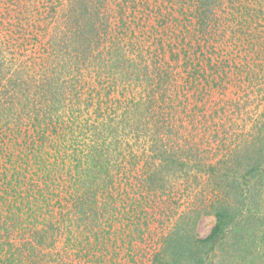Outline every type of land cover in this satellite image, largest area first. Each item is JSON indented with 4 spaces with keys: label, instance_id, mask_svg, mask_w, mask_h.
<instances>
[{
    "label": "trees",
    "instance_id": "16d2710c",
    "mask_svg": "<svg viewBox=\"0 0 264 264\" xmlns=\"http://www.w3.org/2000/svg\"><path fill=\"white\" fill-rule=\"evenodd\" d=\"M63 1L68 0H0V238L24 240L12 250L6 246L13 242L0 241V264H78L59 258L52 243L65 232L69 245L63 249L70 250L68 255L108 264L101 259L109 244H123V234L129 240L133 229L140 233V196L147 206L155 202L149 194L172 190L163 179L159 184L153 177L169 166L170 157L178 160V172L171 176L180 178L195 170L207 177L234 175L233 183L242 178L237 186L244 199L254 187L250 181L264 185V149L252 152L246 163L235 165L233 160L244 146L252 145L254 135L224 144V132L220 142L213 140L223 147L224 160L193 168L179 156L195 153L193 157L204 161L201 152L207 141L202 147V126L196 119L176 123L183 114L192 116L190 110L209 98L211 82L224 83L218 85L223 89L235 86L233 94L239 89L247 94L256 87L264 98V0H187L182 11L189 25L179 31L182 45L176 51L160 37L173 29L174 17L159 3L140 0L139 23L128 15L110 19L103 0H69L62 6ZM173 1L178 2L171 0L172 6ZM151 19L157 21L156 27ZM136 28L143 40L156 42V47L147 46L148 54L137 57L136 49L127 46L121 51L125 43L116 46L114 40L117 33ZM165 44L171 57L184 53L188 66L184 69L194 89L192 94L184 91V101L177 104L167 94L169 70L159 64L151 70L148 66L158 53L155 48L163 52L160 61L166 62ZM142 85L147 92L140 91ZM225 101L226 107L217 104L213 120L221 115L224 121L226 112L235 115L239 110V102ZM263 122L253 123L260 124L259 132ZM23 181L51 186L53 191L61 185L63 196L52 202L46 196L38 198L40 186L30 192ZM222 186L216 182L215 191L225 192ZM216 201L209 233L191 237L185 223L176 221L165 239L168 244L159 250L161 261L169 250L182 254L185 245L187 264H219L210 254L226 241L229 231L237 230V218L253 207L249 202L242 209L226 199ZM51 205L63 212H52ZM191 206L189 216L200 211ZM191 217L194 222L196 216ZM113 252L121 254L118 248Z\"/></svg>",
    "mask_w": 264,
    "mask_h": 264
},
{
    "label": "rangeland",
    "instance_id": "374dc122",
    "mask_svg": "<svg viewBox=\"0 0 264 264\" xmlns=\"http://www.w3.org/2000/svg\"><path fill=\"white\" fill-rule=\"evenodd\" d=\"M103 1H105L103 3L105 5L104 12L105 14L110 16V19L113 18L114 20H118L120 15H128V19L135 17L136 21L140 23V0L132 1V3L129 2V0ZM68 2L69 0L63 1L61 4L62 6H67ZM151 2L153 4L155 3L156 6H159V3L161 6L160 9L162 10L167 7L169 10V17H174V26L171 27L173 29L166 34L160 33V37L164 40L167 39L172 44H174V51L178 50L182 45L179 31L182 30L185 26L189 25L188 18L182 11L186 8L187 0H178V2L173 1V6L170 4L171 0H151ZM184 15L186 17H184ZM151 23H153L152 25L155 27L158 24L156 20L152 19ZM113 34L114 32L111 33V35ZM111 35L110 40H112ZM142 36L143 34H140V28H136L134 32H129V30H127V34L117 33V36H114V40H116L115 45L122 46L125 43V45L121 47V51L125 50L127 46L132 49H136L133 53V56H136L137 54H140L141 56L142 53L148 54V51L146 50L148 48L147 46H150V48H152L153 46L156 47L154 45L156 42L152 43L151 39L143 40ZM156 50L158 53L153 54L154 60H150L148 64L149 70H151L153 67H156L158 64L161 65V67L163 66V68L166 67L165 69L169 70L170 72V80L168 81V83H166L167 94L169 91L170 95L175 97L174 104L184 101L183 92L188 91V94H192V92L194 91L193 88H190V83L186 74L187 70L184 69L188 68V66H185L183 62L184 53L181 52L179 58L175 56L171 57L170 51L169 49H167V45L165 44L163 46V50L166 54V62L163 63L159 58V54L163 52L155 48L154 51ZM150 52L153 53V50H151ZM156 56L157 58L155 59ZM135 66L138 67L137 65H134L133 67ZM174 84H176V87L173 86ZM219 84L224 85V83H218V85ZM218 85L214 82L210 83L211 92H208L207 94L209 98L204 99L198 108H193L192 110H190V114L192 116L187 118V116L183 114L182 116L180 115L181 117L176 120V123L181 122L182 124L184 122H187L188 124H191V122H194L196 119L199 120L198 124L202 126L200 134L202 137L201 142L204 143L201 146L203 147L207 141V144L205 146L206 149L201 152L204 156V161L199 160L198 157H193L195 153H188L190 157L193 155L190 160L188 158V154L186 153L184 154V156L182 155V153L179 156V158L185 160L184 163L188 164V166L192 165L193 168L198 167V163L200 164L205 161L208 162V164H213L218 163V160L220 159V164L221 161L224 160L225 156H222L223 147H221L220 144L218 147L215 143H213V140H217L220 142L219 137L220 135L224 136V132L227 133V140H224V144H228V142H230V144H233L235 142L234 139H241L245 138L246 136L247 138H249V136L252 135L255 136V140L252 142V145L244 146L242 148L244 150H240V155L238 156V158H233V160H237L234 163L235 165L246 163V160H248L247 156H252V152H256V150H259L260 152V150L264 149V137H260L262 136V134H264V130L262 129L263 131L259 132L260 124H253L254 121L263 122L264 120V116L260 117V114L264 113V108H262L261 106V104L264 102V98H261L263 91L258 90L256 87H254L253 91L251 90L249 92L248 90L247 94H244V91L242 89H239V93L233 94L232 92L235 90V86L226 87L229 88L230 91H228L225 87L224 90ZM145 87L146 86L142 85V89H140V91L142 90L143 92H147L144 89ZM224 91L227 92V95L223 93ZM229 92L231 94H229ZM114 95L116 96L117 92H115ZM240 95L241 98L240 100H238V97H240ZM142 97L144 98L143 95ZM228 98H232V100L239 102V110L237 111V113L233 115L234 113L226 112L224 121L222 120L223 117L221 115H219L218 119H216L215 116V120H213L212 118H214L215 113L214 110L218 108L217 104L219 103V105L226 107L225 100H227ZM176 109L181 111L182 106L178 105L176 106ZM215 121L217 122V124H214ZM218 124L219 127L217 126ZM222 129L224 131H222ZM254 142L255 145H253ZM191 149L194 152V149ZM245 149H249L250 151L246 152ZM174 158L170 157L171 161L168 164L169 166H164V169H162L159 174L155 173V175L153 176L155 182L159 180L160 184L162 183L163 179L166 187L167 185L171 187L173 186L172 190H168L166 195H160L154 192L153 194H149L150 199L153 197L156 203L154 202L151 205L147 206L143 205L144 201L140 196V233L137 229L131 230V233L129 234L131 238L129 240L126 235L123 234V244L120 241L116 242L115 244H109L107 246L108 251L106 255H102L103 257L101 260H108V264H187L188 262L186 260L184 261V259L187 257V253L185 254V249L187 248V246L185 247V245L181 248L180 253L182 254H173L169 250L167 256H165V258H162L161 261L159 250H161L162 246L168 244L165 241L166 237L169 238L168 234L174 228L176 221L177 223L181 221L185 223L186 228H188L186 233H188L191 237L194 236L196 238H202L206 236L215 222V217L212 214L213 204H215L217 202L216 200L218 199H226V201L229 203H233L235 205L237 204L239 207L242 206V209H244V202H249L252 204L253 210L246 213L244 212L243 215L237 218V230L235 232L229 231L228 237L225 241L226 243L224 242L222 244L221 242V244L217 246L215 250L210 254V258L213 260V262L219 264H264V237L261 238V236L264 235V185L259 186V184H256V179L250 181L249 185H252L254 187L250 194L245 196L246 198L244 199V197L241 198L240 189L237 186V182L242 183V178L237 177V182L233 183V180L235 178L234 175L221 176L219 174H215L214 176L207 177L206 175H200L195 170H191L190 174L187 172L185 176L180 178L173 175L171 176L173 172H178L176 167L178 160ZM222 165L223 164H221V166ZM186 166L187 165H184V167ZM178 168L180 170V167ZM167 169L169 171H167ZM218 181L223 184L222 187L225 189V192L222 189H218L215 191L214 185ZM38 183L40 184L41 182ZM64 184L67 185V183ZM17 185H19V183ZM22 186L29 189L30 192H33L34 189H37L38 186H40L38 190H40L41 193L36 194L37 197L44 198L46 196V198H49L50 202H52V200L56 199L57 197L63 196L62 194L64 192V189H61V185L57 187L56 191H53L54 189L51 186L46 187L41 184L37 185L36 187L35 185H32L25 181L22 182ZM48 192H50L51 195H48ZM0 193H2V187H0ZM140 195H142L141 192ZM164 200L166 202L163 205ZM191 204H193V207L199 208L200 211L197 212L193 210L191 211L192 214L189 216V212L187 213V210H190L192 208ZM49 208V210H51L52 212H63V210H61L60 208H57L58 210H56L54 205H51ZM44 210L45 208L42 211ZM192 215L196 216L194 218V222L191 217ZM28 220L29 218H27V222ZM66 235L67 233L65 232L60 237L57 236L54 242L52 240V243H55L56 248H58L59 258L65 257L69 260L73 259L77 261L78 264H93L92 261L88 263L84 262V258H81V254L80 256L74 255V257L72 255H68V252L70 253V250L63 249L69 245ZM94 237L95 236L90 235L89 239L91 242L95 243L96 240ZM18 239L16 240L17 243H14L13 241L15 240H11L7 237L0 238V241L4 244L13 242L10 245L6 246L7 249L11 248L12 250L14 247L20 246L24 241ZM114 248H118L121 254L113 252ZM99 257L101 258V256Z\"/></svg>",
    "mask_w": 264,
    "mask_h": 264
}]
</instances>
